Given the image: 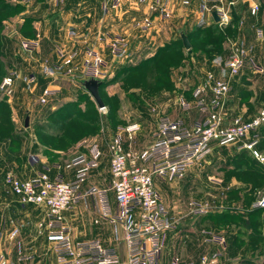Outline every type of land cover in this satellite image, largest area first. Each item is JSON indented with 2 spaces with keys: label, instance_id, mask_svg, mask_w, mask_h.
Segmentation results:
<instances>
[{
  "label": "crops",
  "instance_id": "obj_1",
  "mask_svg": "<svg viewBox=\"0 0 264 264\" xmlns=\"http://www.w3.org/2000/svg\"><path fill=\"white\" fill-rule=\"evenodd\" d=\"M31 1L24 10L22 9L21 14L23 19L31 20L30 25L32 30L34 29V36L36 34L39 36L38 48L32 54L26 56L27 59H25L24 63L19 62V70L16 71L17 76L12 82L11 92L8 97L9 102L16 101L15 95L19 92L23 91L24 94H32L38 97L41 90L48 87L58 89L57 95L52 98L55 99L60 94H65L58 84L60 80L66 81L71 86H75V88L76 84L79 86V82L82 80L79 69L69 77H62L60 73L72 66L78 67L80 65L84 47H90L97 51L107 62L109 75L108 78L104 79L107 80L119 68L132 63L134 59L138 58L140 60L152 56L157 48L168 41L165 40V37L171 35V30L168 28L166 30L161 26V23L166 21L161 22L158 17L153 18L152 28L146 34H140L133 25L141 20L144 9L143 6L136 4L135 0H122L120 7L114 11H102L100 9L102 0H34L35 4L31 3ZM246 1L235 2L230 9L228 25L222 28L217 27L220 31L226 28H230L233 31L232 35L227 37L226 40L244 50L245 60L242 69L231 79L232 91L225 98L222 109L224 123L234 117L244 120L250 119L264 104H261L258 108H256V104L254 106L253 100L256 94L253 82L249 78V75H258L264 81V75L254 74L248 68V60H252L256 64H263L264 62L262 43L258 42L254 37L256 29L264 31V0H255L260 6L258 12H252L248 8ZM162 5L171 11V17L168 20L169 24L175 29L180 25V28L183 29L181 32L184 35L185 32H190L196 27H205L210 24L216 26L211 16L203 12L202 0H162ZM30 7L33 9L31 10ZM232 14L237 18L235 23L231 21ZM111 21H116L115 28L125 38L127 44L124 54L116 59H112L108 51L95 41L97 36L104 35L102 33L103 28L108 30L105 31V34L112 33L114 25H111ZM60 22L63 25L61 24L60 26ZM179 33L180 31L178 36ZM34 36L26 39L31 40ZM143 36L144 38H142ZM78 38L80 40L82 38L85 39L84 46L74 45V42H79V40L77 41ZM56 48H59L63 54L75 52L76 55L72 59H67L66 57L59 59L55 55ZM47 53L49 55H45V57L43 54ZM195 59L196 61L194 62L196 64L194 65H196V68L193 66L194 70L189 72L187 63L184 67L186 69V78L184 79V88L181 90L179 99L187 102L192 100L190 93L195 88L203 89L202 98L207 99L209 97L207 74L212 75L214 78H226V72L221 68V62L224 59L223 54L208 59L203 52L196 51ZM189 74L193 76L189 77ZM31 77H34V81L28 82ZM70 99L68 98L67 101H70ZM153 99L155 101H163L160 104L157 103L156 108L152 110L155 120L159 116H166L173 120L182 119L187 125H190L192 122L204 118V115L194 109L182 112L178 103L175 108H171V98L166 92L155 95ZM155 120L153 124L151 122L145 128L140 120L126 123L124 127L131 124L137 126L131 140L126 138L123 133V127L116 129V131L104 128L100 135H96L87 141L88 143L96 144L100 151V157L97 161V167L89 171L79 188V192L84 193L89 187L106 191L110 211L115 214L116 207L112 192L109 190L110 176L106 145L114 135L118 134L121 138L123 151L141 152L151 143ZM261 128L264 130V126ZM78 143L66 151L54 152L51 156L53 158L52 161L37 154L29 157L20 164V171L15 173L16 177L21 180L29 179L47 168L49 180H53L55 176L60 175L63 182H70L73 179V170L65 169L63 167L64 163L78 154H87L85 148L78 147ZM214 149L215 151H213ZM230 149L232 154L233 146L217 147L211 144L209 154L195 165V169H204L205 165L212 166L226 163V158L216 157V154L220 150L228 152ZM227 165H229V160ZM54 166H59V169L56 170ZM192 170L187 169L185 175L191 173ZM220 177H222L221 172ZM180 180L176 181L181 182ZM173 181L175 180L153 178L154 189L167 211L165 220L167 224L173 227V229L165 232L159 264H169V260L172 257L184 262L195 261L202 254L220 250L218 246L206 244L203 241L205 237L202 233L206 232L205 227H209L208 224L200 222L194 225L187 221V215L191 213L189 203L181 201L180 192L175 190V183H171ZM228 183L233 187L231 189L237 191V196H239L235 202V212L239 214L250 211L251 203L264 193V190L261 189L257 192L255 199L251 200L247 206H244L242 200L244 194L248 192L246 184L239 183L234 177L229 178ZM262 188H264V185ZM253 195H255L254 192ZM174 197L175 199L173 200L172 198ZM242 205L244 206L243 209ZM259 210L260 220H264V210ZM43 211L42 208L36 206L20 204L8 189L0 188V262L2 264H54L51 244H45L46 232L37 228L38 222L43 218ZM62 216L65 225L70 230L73 242L97 240L103 248H115L120 258L124 259L122 228L119 225L106 222L93 223V220L97 217L95 196L83 197L72 210L63 212ZM231 228L233 231L230 232V235H224L218 231L213 233L212 231L213 234L220 235L225 240L221 264H241L242 260L251 262L260 260L262 262L264 255L258 251H249L246 248L249 232L235 224H232ZM207 232L211 231L208 230ZM260 233L264 235L262 229ZM233 239L241 242L242 246L235 248L231 244ZM21 257L30 259L19 262L18 259Z\"/></svg>",
  "mask_w": 264,
  "mask_h": 264
},
{
  "label": "built area",
  "instance_id": "obj_2",
  "mask_svg": "<svg viewBox=\"0 0 264 264\" xmlns=\"http://www.w3.org/2000/svg\"><path fill=\"white\" fill-rule=\"evenodd\" d=\"M122 0H102V11L117 10ZM240 0H202V8L208 16L214 13L216 26L222 28L229 23L230 9ZM143 6L141 20L133 25L140 34H146L152 28V20L158 17L167 21L171 11L162 5V0H135ZM248 8L258 12L260 6L255 0H247ZM38 34L31 40H21L18 48L21 54L30 55L38 48ZM255 39L262 43L264 49V31L256 29ZM96 43L104 47L112 59L124 54L125 38L121 35L96 37ZM227 55L221 62L226 78H214L207 74V91L209 97H201L203 89L195 88L191 92L192 100L179 99L178 106L182 112L192 109L204 115L187 125L182 119H170L159 116L154 123L151 143L139 153L123 151L120 135H114L107 143L109 190L112 192L116 213L110 211L106 191L89 187L84 193L79 188L90 170L97 167L100 151L96 144L82 140L78 147L86 149V155L78 154L66 161L65 169L73 170V179L63 182L57 175L53 180L47 176V168L34 177L21 180L10 172L3 175L4 186L17 198L20 204L42 208L43 218L37 224L38 229L45 230L46 238L51 244L54 264H159L160 251L165 232L173 229L165 218L167 211L153 186V178L180 180L187 169L200 163L210 151V145L217 147L233 146L236 151L245 150L258 164L264 165V156L257 150L259 130L264 126V104L256 114L247 120L239 117L224 123L222 109L225 98L232 91L231 79L238 74L244 65V50L232 42H227ZM56 57L72 59L76 53L63 54L59 48ZM80 65L72 66L60 73L69 77L80 70L81 78L102 81L109 75V66L101 55L90 47L83 48ZM248 68L254 74L264 75L263 64L248 60ZM78 70V71H79ZM15 72H9L0 81V90L10 95ZM31 77L28 82H33ZM58 93L56 88H44L38 96L39 104H46ZM100 110V109H98ZM137 129L131 124L123 129L128 140ZM59 169V166H54ZM95 196L97 217L94 224L106 222L119 225L123 230L125 257L121 259L115 248H103L97 240L73 242L70 230L63 221V212L70 211L83 197ZM192 215H201L203 210L195 203L189 204ZM251 209L264 210V193L250 205ZM206 244H214L219 251L200 255L197 260L184 262L176 257L169 264H221L225 240L211 232L202 233ZM30 258L21 257L18 261ZM2 264V262H0Z\"/></svg>",
  "mask_w": 264,
  "mask_h": 264
},
{
  "label": "rangeland",
  "instance_id": "obj_3",
  "mask_svg": "<svg viewBox=\"0 0 264 264\" xmlns=\"http://www.w3.org/2000/svg\"><path fill=\"white\" fill-rule=\"evenodd\" d=\"M29 3L30 0H0V7L4 10L7 9L8 11H12L11 9L14 5H19L24 10L26 5H29ZM31 3L35 4L34 0H32ZM30 9L32 10L33 8L30 7ZM203 12L206 13L205 11ZM2 16L0 15V81L9 72L16 73V71L19 70V62H25L27 55L20 53L18 43L21 40H28L20 34V30L24 27L23 24L25 20L22 17L21 11L15 13L14 15H8L6 17ZM167 21H161V26L166 30L167 28L171 30V35L165 37V40H168L166 42H169L179 38L178 32H181L183 29L180 28V25H178L175 29L169 24V21ZM110 23L111 25H114L112 33L105 34V31H108L106 28H103L102 33H104L105 36L120 35L119 30L115 28L116 21H111ZM30 24L29 27L32 30ZM61 24L63 25L62 22H60V26ZM32 31L34 34V29ZM142 38H144V36ZM78 40L79 42H74V45H85L84 38H82V40L78 38L77 41ZM221 51L224 58L228 51L226 39L221 45ZM174 52L176 55L175 58L167 56L164 60L167 62L177 60L179 61V65L169 70V83L171 85L169 91L160 92H166L170 96L171 108L176 107L180 98L181 90L184 88V79L186 78V69L184 67L186 66V63L189 66V72L194 70V67L196 66L194 65L196 64L194 62L196 61V51L189 52V49L184 50L183 48H179L178 51ZM43 55L48 56L49 54L47 53ZM81 55L83 58V50ZM215 56L219 55L216 54ZM141 60L143 59L139 60L136 58L132 61V63L127 65H135ZM114 75L115 74L106 80V86L103 87L101 96L98 93L100 100L101 98L103 100V102L101 100L103 108L100 110L97 109L89 95L80 86V83L85 80L80 81L79 86L76 84V88L75 86H71L66 81L60 80L58 84L63 89L65 94H60L59 97L51 99L43 105L38 103V97L32 94L28 95L26 93L28 95L27 96L23 91L15 95V98H17L16 101L9 102V96L0 90V188L7 189L2 181L3 175L7 172L15 175L17 171H20V164L33 155L37 154L44 156L49 161H52L53 158H51V154L54 152L57 153L66 151L82 140L89 141L96 135H100V132L103 131L104 128L116 131V129L123 128L126 123L133 120H140L144 128L149 126V123L151 122L153 124L155 118L153 117L152 110L156 108L158 105L157 103L160 104L163 101H155V99H153L154 97H150L147 94L149 86L152 85L150 79L151 77L149 75L144 76V80L141 85H138L135 80H130L128 81L130 83V87L126 89L127 86L123 85V81ZM190 76L193 75L189 74V77ZM106 78H108V76ZM249 78L253 82V88L256 94L253 104L254 106L256 104V108H258L264 103V81L258 75H249ZM81 90L86 93L84 94L85 98L82 101L78 99L79 92ZM128 94H130V97L127 96ZM68 98H71L70 101H67ZM67 102L74 103L73 109L75 111L76 118L72 119L74 121H71V123L66 127L63 139L57 141V147L65 146L69 141L67 139L69 137L72 141L74 140V144L66 150L61 151L63 148H59V151H53V149L48 146V142L52 140L51 136H55L57 134V130H59L61 126L63 127L64 123L51 118V113L53 114L54 110L63 106ZM25 117H27L26 127L23 126ZM78 118L82 120L80 121ZM85 120H88L87 124L90 126H86V124L83 123ZM213 151H215V149ZM231 152V149L228 152L226 150H220L218 154H216V157L225 158L228 155L230 156ZM195 168V165L191 166L189 170H193L191 173L186 174L185 177L180 180L181 182L176 180L171 182L175 183V190L180 192L181 201L189 204L195 203L199 205L204 212L201 215H192L189 213L187 215V221L194 225L200 222H205V224H208L209 226L205 227L206 232L210 230L211 233L212 231L213 233L218 231L222 232L224 235H230V232L233 231L231 228L232 224L229 225L228 223L219 222L217 220V216L219 213L222 214L227 212L233 214L236 211L235 202L237 201L236 198H239V196H228L229 191L234 190L231 189L233 187H231L228 181L229 178L234 176L227 175L226 172L229 167L226 163L214 164L212 166L205 165L204 169L200 170ZM220 172L222 177H220ZM235 180L239 183L245 184L237 179ZM246 186V188L249 189V186ZM261 189L264 190V188ZM261 189L256 190L254 192L255 195H248V193H245L244 199H247V201L250 200V198L251 200H254L257 192ZM172 199L174 200L175 197ZM243 205L242 209L244 208ZM45 244H50L46 235ZM252 263L261 264V261L256 260L252 261Z\"/></svg>",
  "mask_w": 264,
  "mask_h": 264
},
{
  "label": "trees",
  "instance_id": "obj_4",
  "mask_svg": "<svg viewBox=\"0 0 264 264\" xmlns=\"http://www.w3.org/2000/svg\"><path fill=\"white\" fill-rule=\"evenodd\" d=\"M6 5V4H1ZM0 9H2L0 7ZM12 11H8L7 9L0 10V15L2 17H6L8 15H14L22 11V7L19 5H14L11 9ZM236 16L232 14V23H235ZM31 20L25 19L23 24V29L20 30V34L25 38H32L34 36L33 31L30 29L29 24ZM232 30L230 28H226L223 31H220L216 28L215 25L210 24L205 27H196L192 29L190 32H185V37L190 45L189 52L201 51L205 54L208 59H211L216 54H222L221 45L223 41L232 35ZM182 49V45L179 38L175 40H171L166 42L161 47L157 48L152 56L145 58L135 65H125L119 68L114 74L117 76L121 81H123V85H126L128 89L130 87V83L128 81L135 80L136 83L139 85L142 84L144 80V76L149 75L151 78V84L147 90V94L150 97H154L155 95L159 94L161 91H169L170 83H169V70L175 66H178L179 61H165V57L175 58V52L178 49ZM122 77V78H120ZM106 86V80L100 81L98 86V93L101 96V92L103 87ZM125 89V91H126ZM144 89V88H142ZM86 94L83 90L79 92L78 99L82 101ZM127 96L130 97V94ZM102 100V98H101ZM103 102V100H102ZM74 103L67 102L63 106L58 107L54 110L53 114L51 113V118L64 123L63 127L57 130V134L55 136H51L52 140H48V146L53 149V151H59V148H63L61 151L66 150L67 148L71 147L74 144V140L69 137L67 138L69 141L63 147H57V141L63 139L66 127L74 121L75 119V111L73 109ZM1 118V117H0ZM78 120H82L78 118ZM1 121V119H0ZM88 120L83 121L86 126H90L87 124ZM261 128L259 130V140L257 142L256 148L259 152L262 153L264 156V130ZM49 138V139H51ZM51 154V153H48ZM52 155V154H51ZM226 163L228 165V171L226 172L227 175H233L235 179L239 180L240 182L245 183L249 186L247 190L248 195L253 194L256 190H259L264 185V165H260L256 163L247 153L245 150L236 151L233 149V153L230 156H226ZM226 175V176H227ZM230 177V176H229ZM229 197H237L236 190L229 191ZM251 196V195H250ZM238 199V198H236ZM246 200V202H245ZM251 200V198H250ZM247 199L242 200V204L247 206L250 202ZM218 217V218H217ZM215 217L219 222L228 223L229 225L235 224L239 225L249 232V239L246 245V248L249 251H258L262 255H264V235L260 233L262 229L264 232V220H260V210L259 209H251L250 211L239 213H222L218 214ZM235 248H240L242 246L241 242L236 239H233L231 243ZM241 263L243 264H253L249 260H242ZM264 264V260L261 262Z\"/></svg>",
  "mask_w": 264,
  "mask_h": 264
},
{
  "label": "water",
  "instance_id": "obj_5",
  "mask_svg": "<svg viewBox=\"0 0 264 264\" xmlns=\"http://www.w3.org/2000/svg\"><path fill=\"white\" fill-rule=\"evenodd\" d=\"M212 20L214 23H217V17L214 13L210 14ZM179 39L181 42V45L183 47L184 50H188L189 49V45L187 43V39L185 37V35L180 32L179 33ZM100 84V81L89 78L83 82L80 83V86L82 87V89L89 95V97L91 98V100L94 102V104L96 105L97 109H102L103 108V104L99 98L98 95V86ZM27 125V117L24 118L23 121V126L26 127Z\"/></svg>",
  "mask_w": 264,
  "mask_h": 264
}]
</instances>
